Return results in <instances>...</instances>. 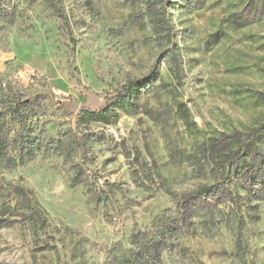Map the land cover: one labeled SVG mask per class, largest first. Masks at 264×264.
Wrapping results in <instances>:
<instances>
[{
	"label": "rangeland",
	"instance_id": "obj_1",
	"mask_svg": "<svg viewBox=\"0 0 264 264\" xmlns=\"http://www.w3.org/2000/svg\"><path fill=\"white\" fill-rule=\"evenodd\" d=\"M0 264H264V0H0Z\"/></svg>",
	"mask_w": 264,
	"mask_h": 264
},
{
	"label": "trees",
	"instance_id": "obj_2",
	"mask_svg": "<svg viewBox=\"0 0 264 264\" xmlns=\"http://www.w3.org/2000/svg\"><path fill=\"white\" fill-rule=\"evenodd\" d=\"M207 192H209V190H208ZM207 192H206V193H207Z\"/></svg>",
	"mask_w": 264,
	"mask_h": 264
}]
</instances>
